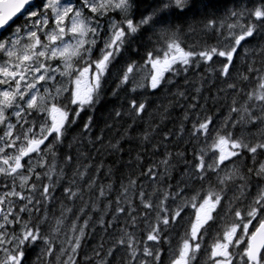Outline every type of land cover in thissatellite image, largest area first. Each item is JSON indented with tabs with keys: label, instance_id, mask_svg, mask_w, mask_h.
<instances>
[{
	"label": "snow or ice",
	"instance_id": "1",
	"mask_svg": "<svg viewBox=\"0 0 264 264\" xmlns=\"http://www.w3.org/2000/svg\"><path fill=\"white\" fill-rule=\"evenodd\" d=\"M229 3L0 0V264H264V0ZM217 81L223 117L201 103ZM133 140L117 179L103 157ZM97 228L118 235L81 257Z\"/></svg>",
	"mask_w": 264,
	"mask_h": 264
},
{
	"label": "trees",
	"instance_id": "2",
	"mask_svg": "<svg viewBox=\"0 0 264 264\" xmlns=\"http://www.w3.org/2000/svg\"><path fill=\"white\" fill-rule=\"evenodd\" d=\"M219 3L221 5V7H223L225 4H227L229 7L231 6V4L229 3V0H219ZM205 40L208 41L209 43L214 42V38L211 35L203 36V35L197 33V34L192 35L188 38V43L189 44H192L194 42L200 43V42H203ZM198 78H199L198 73H196L195 71H193L189 77L190 80H198ZM111 86H112V81H109L108 87L111 88ZM219 86H221L219 81H217L216 86H211V87L206 86L204 88V92H203L202 97H201V103L202 104L206 103L208 110L215 112L219 117H223V116H226L228 114V106L224 101H217L215 104H213L211 99H208L207 101H205V99H204L205 97H208L209 95H211L213 97L216 96V89ZM180 87H181V89H183L185 87V85L183 84V78H181ZM188 88H189L190 92L193 91V89L190 85L188 86ZM153 99L156 101V104L153 105L152 114L156 120H159V116L155 112V108L159 104H165L166 105L168 103L169 97L162 94L158 97H154ZM120 103H121V100H117L109 92L105 102L102 103L98 107L96 112L94 113L95 119L99 123L101 128L104 127L103 122L105 120L111 121L110 113H112L114 107L118 108ZM182 116H183L182 110L179 107H173L171 109V115L164 122V124L161 126V129H160L161 133L169 132V131H176L179 127V123L182 119ZM86 118L87 117H85V119ZM146 120H147V118H146ZM108 135L111 137H114L115 132H110V133H108ZM161 138L162 137L160 135H157L156 141L158 142ZM178 147L180 149H182L185 147V145L179 144ZM124 149L125 150H124L122 159L118 158L117 156H114V155L103 157V158L107 159L109 164H114L119 169L116 172L117 179L126 177L129 173H132L133 175H136L139 173V168H133V167H129L127 165V161L130 158L134 160L136 152L139 150L137 147V142L135 140H133L131 142L125 143ZM190 155H191V151L189 149V156ZM144 156H145V158L143 160L144 165H149L151 163L159 164L160 160L163 158V156L160 154H153L151 152V150H149L148 153H145ZM183 168H184V165L182 163H177V167L175 168V170L173 172V183L174 184L181 179V169H183ZM161 171H163V168H161ZM141 179L143 180V178H141ZM144 186L146 188L149 187L147 182H145ZM114 195H115V193H114ZM182 224L185 226L183 221H182ZM179 231H182V229ZM116 235H118V233H114L112 229H109L107 232H104V231L100 230L99 228H97L95 233L89 231V239H87L84 242V248H83V251L81 253V257L83 256L84 252H87L90 255L93 254V250L102 242L104 244V249H101V251H106L109 244L114 240ZM176 235H177L176 232L172 233L173 237H175ZM164 248H165V246H164ZM38 252H39V249L30 250L29 251V259L34 260L37 256Z\"/></svg>",
	"mask_w": 264,
	"mask_h": 264
},
{
	"label": "bare ground",
	"instance_id": "3",
	"mask_svg": "<svg viewBox=\"0 0 264 264\" xmlns=\"http://www.w3.org/2000/svg\"><path fill=\"white\" fill-rule=\"evenodd\" d=\"M184 222V224H185V226L187 225V221H183Z\"/></svg>",
	"mask_w": 264,
	"mask_h": 264
},
{
	"label": "rangeland",
	"instance_id": "4",
	"mask_svg": "<svg viewBox=\"0 0 264 264\" xmlns=\"http://www.w3.org/2000/svg\"><path fill=\"white\" fill-rule=\"evenodd\" d=\"M184 221H186V220H184Z\"/></svg>",
	"mask_w": 264,
	"mask_h": 264
}]
</instances>
